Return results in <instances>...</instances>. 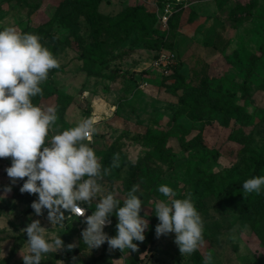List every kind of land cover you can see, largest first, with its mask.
<instances>
[{
	"label": "rangeland",
	"instance_id": "rangeland-1",
	"mask_svg": "<svg viewBox=\"0 0 264 264\" xmlns=\"http://www.w3.org/2000/svg\"><path fill=\"white\" fill-rule=\"evenodd\" d=\"M155 1L98 0L97 8L117 17L128 6L152 8ZM80 2L0 0V30L11 25L23 32L42 25L49 32L30 31L60 65L52 69L53 80L44 88L39 106H54L57 88L73 96L63 115L56 112L54 129L62 131L82 119L93 122L96 132L90 146L102 169L109 168L98 182L105 191H115L122 203L138 186L135 194L142 200L140 215L148 221V244L159 222L154 202L167 199L159 186L167 184L175 198L191 194L203 220V244L182 256L175 234L162 235L159 249L145 264H204L209 254L212 264H264V205L243 210L242 205L218 199V192L230 183L255 176L256 163L264 158V0H189L168 29L160 25L151 34L135 30L118 46L98 40L91 52L94 61L80 57L92 42L89 20L82 14L70 19ZM163 52L170 57L167 67L153 65ZM174 65L190 86L171 76ZM214 98L238 111L216 107ZM184 99L191 100V108ZM145 136L163 142V155ZM115 153L119 167L111 168ZM10 165L11 158H0V264H23L20 251L27 248V236L22 229L36 219L50 241L60 236L65 246L76 244L72 250L45 254L41 264L130 263L128 249L110 250L107 242L93 249L84 244V217L65 211L63 223L51 225L47 214L28 213V197L5 194V186H22V180L11 183L5 170ZM263 193L264 187L259 194L264 204ZM98 199L83 205L87 215ZM110 220L104 231L114 236L115 214Z\"/></svg>",
	"mask_w": 264,
	"mask_h": 264
},
{
	"label": "clouds",
	"instance_id": "clouds-1",
	"mask_svg": "<svg viewBox=\"0 0 264 264\" xmlns=\"http://www.w3.org/2000/svg\"><path fill=\"white\" fill-rule=\"evenodd\" d=\"M59 62L40 37L5 25L0 30V158H11L5 170L12 184L23 180L21 193L38 194L31 208L37 216L47 210V219L62 224L65 211L84 217L82 242L90 249L107 242L110 250L136 251L135 241L145 239L148 226L141 215L142 200L135 194L134 185L123 200L115 191H105L98 182L109 174L90 146L96 132L90 119H82L75 126L54 129L57 121L55 106L41 107L33 98L42 95L40 85L49 71L59 68ZM51 133V135H50ZM119 153L113 154L111 168L119 167ZM264 176H253L244 181L243 195L260 194ZM166 200L154 202L156 237L175 234L174 243L180 254L191 255L203 244V220L191 194L175 198V191L167 184L158 188ZM5 194L11 185L5 186ZM99 196L95 209L85 215L82 205H90ZM117 217L116 234L109 236L104 228L111 224L110 216ZM31 219V217H29ZM26 233L27 248L21 252L23 264H41L43 256L52 251L72 250L75 243L65 246L60 236L50 241L39 219L22 229ZM73 261H76L74 256ZM204 264H212L209 254Z\"/></svg>",
	"mask_w": 264,
	"mask_h": 264
},
{
	"label": "trees",
	"instance_id": "trees-1",
	"mask_svg": "<svg viewBox=\"0 0 264 264\" xmlns=\"http://www.w3.org/2000/svg\"><path fill=\"white\" fill-rule=\"evenodd\" d=\"M160 4L168 0H156ZM98 0L90 1V0H81V2L76 6L70 14V19L74 17V15H84L91 24L90 36L92 37V42L82 49L80 57L85 61H94L92 58L91 52L96 49V42L100 39L109 41L112 45L118 46L122 43V41L128 37L133 31L139 30L144 34L156 33V27L160 26V22L155 12V8H149L147 4H136L126 7L125 10L120 12L117 17H111L109 15H104L98 11L97 8ZM185 8L183 6L180 7L174 12L171 17L170 23L175 15L183 12ZM45 25V24H43ZM47 26H52V21L47 22ZM31 30H35L38 34L49 35V32H45L44 26L40 25L32 27L30 29H25L23 32L30 33ZM173 72L171 76L180 80V85L182 86H190L188 82H185L179 66H172ZM53 70L49 71L48 79L43 82L40 87L42 88V95H37L33 98V103L39 105L40 99L43 96L44 88L47 86L49 82H52L53 78ZM244 92L246 90L244 89ZM56 94V103L55 107L57 112L60 115H63L68 105L73 102V96L69 93L65 92L62 89L57 88L55 90ZM193 97V94H192ZM188 109L191 108V100H183ZM213 105L216 107L227 108L228 110L233 111L234 113L238 111V107L232 106L228 102H223L218 98H214ZM179 112L175 113V118L178 116ZM154 137L145 136L146 141H150V144L155 145L156 151L161 155H163V142L158 141L157 139H153ZM200 162V161H199ZM255 176H264V158H261L255 166L254 171ZM158 182V180H156ZM22 180V184H23ZM156 182V183H157ZM244 182H232L224 189H221L218 192L219 202L225 203L226 201H231L233 203H237L236 205H242L243 210L247 209V207L252 206L253 209H256L259 205H264L260 195L255 193L244 194L243 195V185ZM20 189V188H19ZM18 188H12L11 194L17 198H26L27 202L30 203L29 208L27 209L28 213H34V210L31 208V203L33 200H36L38 196L36 194L29 193H21ZM112 191V190H111ZM264 197V193H263ZM264 199V198H263ZM121 202V201H120ZM123 203L121 202V205ZM236 206V207H237ZM86 209V208H85ZM154 209V208H153ZM87 210V209H86ZM257 210V209H256ZM47 214V210L44 212ZM161 236L157 238L156 236L153 238L150 244H148L145 240L142 242L137 241L138 249L136 251H132L128 249L130 255V263L129 264H145L146 259H149L154 255V253L159 249V240Z\"/></svg>",
	"mask_w": 264,
	"mask_h": 264
},
{
	"label": "built area",
	"instance_id": "built-area-1",
	"mask_svg": "<svg viewBox=\"0 0 264 264\" xmlns=\"http://www.w3.org/2000/svg\"><path fill=\"white\" fill-rule=\"evenodd\" d=\"M188 1L189 0H172V1L168 0V1L163 2V4H160L157 1L153 3L156 15L163 29L169 28L171 17L174 14V12L179 8V5L180 7L183 6V8H185L188 6ZM169 59L170 57H168L167 54L163 52V53H160L159 57L156 60H153L152 63L155 66L167 67ZM93 135L91 137V140L93 139ZM81 207H82V210H86L83 205ZM85 215H87V210H86ZM75 216L79 217L78 215H75ZM80 217L83 218V216H80Z\"/></svg>",
	"mask_w": 264,
	"mask_h": 264
}]
</instances>
